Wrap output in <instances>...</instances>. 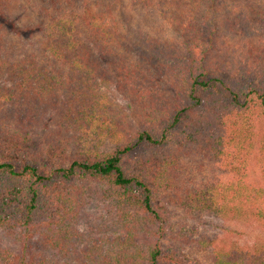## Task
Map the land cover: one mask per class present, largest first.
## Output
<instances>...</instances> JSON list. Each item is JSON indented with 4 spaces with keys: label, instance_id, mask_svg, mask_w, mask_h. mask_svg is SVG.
<instances>
[{
    "label": "trees",
    "instance_id": "1",
    "mask_svg": "<svg viewBox=\"0 0 264 264\" xmlns=\"http://www.w3.org/2000/svg\"><path fill=\"white\" fill-rule=\"evenodd\" d=\"M155 2L132 0L134 21L121 18L119 0H0V232L21 230L26 243L39 227L64 225L93 183L155 226L161 174L202 158L224 176L201 208L251 218L264 234V0H163L161 11ZM160 15L173 17V38L152 28ZM155 70L169 88L152 80ZM110 83L141 105L140 129L117 150L63 157L24 127L49 108L87 121L86 92ZM152 229L137 264H185L181 245L163 248L167 231ZM262 236L215 248L214 262L264 264ZM0 264L36 263L8 249Z\"/></svg>",
    "mask_w": 264,
    "mask_h": 264
},
{
    "label": "rangeland",
    "instance_id": "2",
    "mask_svg": "<svg viewBox=\"0 0 264 264\" xmlns=\"http://www.w3.org/2000/svg\"><path fill=\"white\" fill-rule=\"evenodd\" d=\"M162 1L155 2V8L160 11ZM118 7L123 20L131 13L134 21L138 19L132 0H119ZM148 16L146 12L145 17ZM160 16L152 23V28L156 33L162 31L173 38V17ZM258 34L257 41L264 42V30ZM228 36V44L233 45L229 49H234V45L240 49L234 39L237 36ZM235 63L237 66L238 60ZM237 71L242 69L237 67ZM211 72L221 73L224 78L237 75L223 69ZM156 73L155 70L152 80L169 88L166 80L158 78ZM96 89L86 92L91 99L89 106L83 109L87 121L65 122L57 111L49 108L24 127L40 139L49 141L55 153L63 157L107 154L117 150L132 140L140 129L141 105L120 93L113 83L97 84ZM59 102L63 104V98ZM136 158L134 155L133 160ZM223 176L218 165L202 158H187L171 164L159 177L160 192L156 204L163 216L155 226L150 219L146 221L140 215L135 205H129L119 196L106 194L104 186L89 184L81 197L79 210L71 220L52 229L39 227L33 230L26 243L21 230H2L0 253L10 249L14 257L22 255L36 264H137V261L143 262V258L137 257L139 250H147L154 243L152 228L162 227L167 231L162 239L163 248L171 245L180 248L181 245L185 264H216L215 248H244L253 245L262 235L264 237L251 218L234 216L228 209L201 208L205 193Z\"/></svg>",
    "mask_w": 264,
    "mask_h": 264
}]
</instances>
